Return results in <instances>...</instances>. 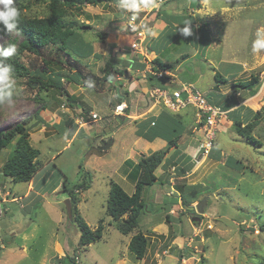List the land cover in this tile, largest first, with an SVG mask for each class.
<instances>
[{"label":"rangeland","instance_id":"374dc122","mask_svg":"<svg viewBox=\"0 0 264 264\" xmlns=\"http://www.w3.org/2000/svg\"><path fill=\"white\" fill-rule=\"evenodd\" d=\"M207 3L214 13L210 15L211 18L204 17L200 22L207 23L203 28L210 33L212 42L218 43L220 38L217 34L220 35L224 30L228 55H235L245 64L247 71L255 68L251 75H258V85L252 90L256 89L260 93L262 103L257 110L260 112V119L252 135L260 141L261 146L254 149L244 144L235 135L233 127L219 134L216 132L213 148L221 154L220 161L206 157L202 166L198 167L190 160L183 166L188 174L191 173L185 180L188 186L181 181H174L172 188L177 193L175 198L179 197V203L181 200L195 203L189 215H181L180 221L177 216H171L174 218L172 224L165 222L162 212L163 204L169 197H164L166 201L158 200L157 197L158 192L161 195L168 193L167 184L163 181L155 188L146 187L142 192V199L149 213L142 215L135 231L146 235L148 241L145 261L142 262L129 253L127 238L116 230V223L106 215V201L109 183L118 182L119 175L115 171L126 156L132 158L129 159V164L137 162L140 157L135 160L134 157L138 153L148 155L161 150L157 148L158 143L154 149H149L150 153L138 147L130 152L129 133L117 132L118 125L113 121L107 124L104 122L109 119L106 117L109 114L108 107L111 108L114 104L100 108L95 106L94 110L101 121H104L91 126L84 133L79 132L73 139L71 135L75 128L71 129L69 126L63 129L56 121L45 130L41 121L35 119L34 113L58 110L63 103H67L59 98L61 92L55 88L38 90V85H30L27 77L11 76L10 91L13 95L9 104H0V130L28 118V128L31 131L29 144L40 155L35 178L38 191L25 197L23 201L19 196L25 195L27 184L13 183L10 179L1 177L2 172L0 173V189L4 183V191L1 193H8L5 196L0 193L3 201L1 203L0 200V238L4 243L10 244L6 251V264H71L68 260L71 257H74L76 264H264V232L259 230L264 223V50L257 52L252 47L258 31H264V0H207ZM24 6L26 8L22 13L27 18H44L49 15L47 5L30 0L24 2ZM107 6L112 8V5ZM113 7L118 13L119 10L120 13L124 11V8L119 7L118 10L114 5ZM221 8H227V13L221 15ZM96 9L97 7L86 6L77 16L67 18L90 27L80 33L82 43H74L79 53L71 49L67 51L72 58L75 55L85 57L86 55L81 54L88 48L96 49V43L91 42L96 41ZM212 16L217 21L212 20ZM22 40V36L16 31L8 32L7 35L0 34V48L7 47L12 41L16 46V53L12 57L18 56L32 74L44 70L48 75H53L58 71L66 75L63 83L67 84L69 71L64 65L57 63L58 60L64 62L66 55H56V51L50 48L44 49L40 56L26 52L18 54V44ZM181 46L183 45L178 47ZM81 62L86 63L87 60L82 59ZM191 63L188 60L180 69L176 70V65H172V68L175 69V74H182L187 79L186 71H192ZM86 69L91 70L92 66L88 65ZM86 69L81 70L82 74H86ZM74 80L80 82L77 76ZM68 86L70 92L77 90L76 97H80V102H85L86 97L96 99V92L89 87L77 85L73 81H69ZM175 87L178 88L169 86L171 89H176ZM197 87L202 93L208 90L206 86ZM232 89L235 88H229ZM87 112L89 113L87 110L83 114L84 117ZM44 114L46 115L45 112ZM39 115L44 118L41 113ZM101 125H105V128L99 129ZM112 131L115 132L113 146L105 151H98L99 138L103 136V132L108 135ZM13 145L0 153V166L13 151ZM228 157L240 164H229L226 161ZM172 166L174 173L182 171V166ZM85 172L89 176H85ZM165 173L168 175V171ZM134 177L133 173L130 174L129 180L134 182ZM83 180L89 182V188L79 193L78 215L91 229L102 221L104 230L100 241L78 248L79 232L72 222V214L70 219L68 217L65 201L68 199V192ZM56 185L58 189L53 191ZM123 188L125 192L131 191L127 185ZM16 199L19 201L16 202ZM201 201H205L204 212L197 216L194 207ZM190 215L191 219L199 217L198 224L186 221L185 217L188 216V220ZM21 248H25V251H21ZM201 259L204 261H200Z\"/></svg>","mask_w":264,"mask_h":264},{"label":"crops","instance_id":"0c3cea01","mask_svg":"<svg viewBox=\"0 0 264 264\" xmlns=\"http://www.w3.org/2000/svg\"><path fill=\"white\" fill-rule=\"evenodd\" d=\"M148 1L151 2L152 0ZM121 3L122 0L116 3H112L109 0L108 3L99 5V7L97 6L96 41H91L92 43H96V49L92 50L88 48L86 52H82L84 54L81 55H89L83 58V60H87L86 63H82V59H79L80 70L86 69L88 65L92 66L91 70L86 69V73L94 74L96 76V81H93L91 86H82L94 90L97 94L96 99L86 97L85 102H80L78 99L80 97H76L77 90H73L72 92L68 91L69 81L66 80L67 84H65L63 83L64 79H62V88L66 91L67 96H70L74 100H72L71 103L67 102L65 95H61L59 98L64 99L67 103H63L58 110L55 112L49 110L40 111L44 118L40 117L39 112L34 113L36 116H39L37 117L40 119L42 127L45 128V130L52 125V122L56 121L57 125L63 129L69 126H71V129L72 127L75 128L71 135V139H73L79 132L84 133L85 130L91 129V126L102 124L104 120L101 121L97 112L94 110L95 106L96 108H100L114 104L113 107H108L109 114L106 117L109 119L104 122L107 124L113 121L118 125L116 129L117 132L121 133L125 131L129 133L131 139L130 152L135 147L149 152V149L151 151L156 147V143H158V150H162L166 148V142L164 140L156 138L150 142L145 139V137L149 135L150 130L152 131L153 123H157L158 117L164 111L160 107L151 105L148 94L155 86L169 88L170 85L180 87L183 84H191L197 89H199L197 86H206L208 90L203 94L207 96L211 103L220 106L225 112L224 118L218 125L217 134L232 128L233 122H241L245 125L253 120L254 114L262 103L260 100V93L257 92L256 89L246 90L236 88L229 90V88L235 83L247 81L255 68L249 69L248 72L245 64L241 63L235 55H228L229 53L226 50L224 41V30L220 35L217 34V37L220 38L219 42H212L209 36L210 33L203 28L207 26V23L200 22L204 20V17H210V15L214 13L208 7L207 0H166L156 7H148L146 9L147 14L142 22L144 39L138 49L131 48L134 39L126 31V20L127 17L135 13L136 10L145 8L148 2L147 0H136V3L139 5L138 9H124V11L120 13L119 7L122 8L120 6ZM107 5H112V8ZM113 5L119 10V13ZM220 12L221 15H224L227 13V8H221ZM137 14L139 18L143 16V14ZM212 20H215L214 16H212ZM185 21H192L191 27L193 35L189 37H184L179 33V29L185 26ZM82 32L83 31L80 33ZM144 42H146L145 46L142 47ZM78 43H82V40ZM179 45H183L185 48L183 46L178 47ZM72 49L78 52L77 45ZM188 60L192 62L190 65L192 71H186L185 68L187 73L186 79L181 76L182 74H175V69L172 68V65H176L177 70ZM156 61L169 68L159 70L156 66ZM106 62L112 65L107 78L105 77L106 72L104 71ZM159 71L166 72V83L164 85L161 84L162 81L155 78V74ZM215 74H219L226 82L224 84L214 85ZM75 76L77 75H72L71 81L77 85H81L80 82L74 80ZM103 77L106 79L105 81L101 80ZM150 77H152V80L149 81ZM231 92L233 95L230 96ZM121 101L127 104L128 109L125 111V116L116 117L113 114V109ZM84 109L89 111L86 117L83 116ZM167 113L183 124L184 132L176 142V146L168 150L164 161L156 170L155 175L159 178V182L151 187L155 188L163 181L167 184L169 188L168 193L161 195L160 192H158L157 197L158 200L165 201L166 199H164V197H169L168 201L163 204L164 207L162 208V212L165 222V215L167 214L169 215L168 222L172 224L174 218L171 216H177L178 221H180L181 215L183 217L187 215L189 211H192L190 208H192L193 203H195H191L188 208L182 206L181 202L179 203V197L175 198L177 193L172 188L174 181H181L182 184L185 183L188 186L185 180L189 178L191 173L188 174V171L183 168L184 164L193 160L194 166L197 164L199 167L202 166L206 158L200 155L198 156L202 142L200 138L203 139V136L202 133L198 131L199 121L195 110L188 107L178 113ZM91 114H96L98 119L92 121L90 117ZM98 128L104 129L105 125H101ZM102 135L103 136L99 138L100 145L102 140L109 138L111 140L110 147H112L115 140V132H110L108 134L109 136H106L105 132H103ZM211 153L213 156L217 154L214 148ZM143 155L147 156L146 154ZM129 159L132 158L126 156L122 165L115 172L119 175L118 182L116 183L123 190L124 185H127L131 191L126 193L130 195L134 192V184L129 180V175L127 176V174L128 172L131 173V169H134L136 162L134 159V162H132L133 165L126 166L125 163ZM3 165L4 164H2V166ZM172 165L182 166V171L179 172V174L176 172L174 173V167ZM2 166L0 167L2 168ZM165 171H168V175ZM185 173L188 175H185ZM37 174L38 171L31 182L25 183L27 184V190L24 196H19L21 201H23L25 197L28 198L30 195L37 193L38 190H36L35 184ZM57 189L58 185L54 187L53 191ZM2 191H4V183H2L0 193ZM7 194L3 192L2 195L5 196ZM1 198L0 200H2ZM9 201L14 202L12 200ZM187 217L188 216L185 217L186 221L191 223V215L188 220ZM131 236L132 235L125 236V238H127V245ZM9 247V242L4 243L0 238V264H6V251ZM21 251L24 252L25 248H21ZM11 254L12 253H9V255ZM141 261L144 262L145 258Z\"/></svg>","mask_w":264,"mask_h":264},{"label":"trees","instance_id":"16d2710c","mask_svg":"<svg viewBox=\"0 0 264 264\" xmlns=\"http://www.w3.org/2000/svg\"><path fill=\"white\" fill-rule=\"evenodd\" d=\"M30 0H15L16 7L20 11L18 18V28L16 31L23 40L18 44V54L28 53L36 56H40L44 49L55 50L56 55L62 53L66 55V60L61 62L57 61L58 64H62L67 67L68 81H71L72 75H77L81 85L90 86L93 81H96V76L91 73L82 74L79 69V59L88 57L89 55L80 56L75 55V58L67 54L70 49L73 51L76 42L81 41L80 32L90 29L87 25L77 24L74 21L67 19L68 17L77 16L76 14L81 12V9L86 6L97 7L104 3H108L109 0H32L37 4L47 5L49 15L44 18H27L22 13V10L26 8L24 2ZM8 32L3 30V26L0 25V34L7 35ZM75 43V44H74ZM12 44V41H11ZM5 63L12 66L11 76L14 77H27L28 83L31 85L36 83L38 90H47L48 88H55L61 92V95H65L66 101L70 102L72 99L67 96L66 91L62 88V79L64 75L61 72H55L53 75H48L47 72L42 70L41 72H35L32 74L26 66L21 62L18 56L3 58ZM156 66L159 70L168 69V66L162 65L156 61ZM112 65L106 62L104 65V71L106 72L105 77L107 78L109 70ZM98 80V78H97ZM101 80L105 81L103 77ZM152 80L150 77L149 81ZM215 83L224 84L226 80L219 74L214 75ZM258 75H251L250 79L244 82L235 83L233 88L240 89H254L258 85ZM164 84V82H161ZM86 113V109L83 110ZM37 113V112H36ZM260 112L257 111L254 114L253 120L243 125L241 122H233V130L235 135L244 144L258 148L261 146L259 140L254 138L252 132L257 126L259 121ZM38 116V115H37ZM36 114L34 117L36 120H40ZM40 122V121H39ZM28 118L22 119L20 122L13 124L5 130H0V153L13 145V151L5 161L1 168V177L10 179L13 183H29L33 180L34 176L38 171V157L39 151L33 148L29 144L30 129ZM184 132V126L181 122L177 121L169 113L163 111L157 119V123H153L152 131L150 130L149 135L145 137L146 140L152 141L156 138H160L166 142V148L153 152L150 155L140 157L136 162V168L132 169L134 177V192L128 195L117 183H109L108 197L106 201V215L116 223V230L123 236L132 235L127 249L135 259L142 260L145 258L148 248V241L146 235L136 231L139 220L142 215L146 214L147 207L142 199V192L146 187H151L159 182V178L156 177L155 171L161 166L164 161L165 155L171 147L176 146V142ZM215 145V140L213 146ZM213 149V148H212ZM99 151V149H98ZM212 152V150H211ZM216 155L212 153L207 158L219 162L221 154L216 151ZM226 161L229 164L237 163L239 161L228 157ZM126 161L125 164L131 165ZM242 167V166H241ZM179 174V170L177 172ZM85 176L88 172L84 173ZM133 180V178H132ZM89 183V182H88ZM88 183L83 180L82 183L74 186L72 190L68 192V199L71 204L72 211V222L75 223L78 232V248L87 247L101 240L103 235L104 227L102 221L98 222L96 228L91 229L84 220L78 215L77 205L79 204V193L84 192L89 188ZM63 190L66 191V187L63 186ZM193 202H187L181 200L182 206L188 208ZM169 215H165L166 222H168ZM264 232V223L259 229ZM71 264H76L74 257L68 258ZM200 261H204L201 259Z\"/></svg>","mask_w":264,"mask_h":264},{"label":"built area","instance_id":"2783aa9c","mask_svg":"<svg viewBox=\"0 0 264 264\" xmlns=\"http://www.w3.org/2000/svg\"><path fill=\"white\" fill-rule=\"evenodd\" d=\"M165 1L166 0H152L150 2L147 0L148 3H146L147 6L145 8L136 10L135 13L130 14L127 17L126 31L134 39L131 45L132 49H138L144 39L142 22L147 14L146 9L148 7H156L158 4L164 3ZM137 13L143 14V16L139 18ZM165 74L166 72L159 71L155 74V78L164 82ZM165 83L166 81L164 84ZM148 96L152 106L160 107L166 112L178 113L179 111L188 107H191L195 110L199 121L198 131H200L203 136L200 145V147L203 149L201 157H208L213 148L217 127L225 116V112L222 110V108L211 103L205 94H203L199 89L191 84H183L177 89L155 86L150 90ZM127 109V104L124 101H121L114 107L113 114L116 117L125 116V111ZM90 117L92 121H96L98 119L96 114H91ZM15 201L18 202L19 200L16 199ZM2 202L3 201L1 200V203ZM0 214H2L1 208Z\"/></svg>","mask_w":264,"mask_h":264},{"label":"clouds","instance_id":"9594fccd","mask_svg":"<svg viewBox=\"0 0 264 264\" xmlns=\"http://www.w3.org/2000/svg\"><path fill=\"white\" fill-rule=\"evenodd\" d=\"M124 9H138L136 0H122L120 5ZM19 9L16 7L15 0H0V25L6 32L18 31ZM192 21H185V26L179 29V33L184 37L193 35ZM254 51L264 50V31H258L257 38L252 44ZM16 53V46L9 44L7 47L0 48V57H11ZM12 66L0 59V104H9L13 93L10 91V80ZM91 86V85H90ZM201 156V155H200Z\"/></svg>","mask_w":264,"mask_h":264},{"label":"water","instance_id":"95a60500","mask_svg":"<svg viewBox=\"0 0 264 264\" xmlns=\"http://www.w3.org/2000/svg\"><path fill=\"white\" fill-rule=\"evenodd\" d=\"M145 43L146 42H144L142 44V47L145 46ZM106 136H109V135H106ZM110 145H111V140L109 138L106 139V140H102L101 145L99 146V150L100 151H105V150L110 148ZM202 153H203V149L200 147L199 152H198V156L201 155ZM143 156H144L143 154H139V155H136L134 157V159H138L139 157H143ZM204 204H205V201H201L200 203L195 205L194 210H195V214L197 216L201 215L204 212ZM65 206H66V209H67L68 217L70 219L72 211H71V204H70V200L69 199H67L65 201ZM190 209L192 210L193 208H190ZM198 221H199V217H195V218L193 217L192 220H191V223L195 222L196 224H198Z\"/></svg>","mask_w":264,"mask_h":264}]
</instances>
